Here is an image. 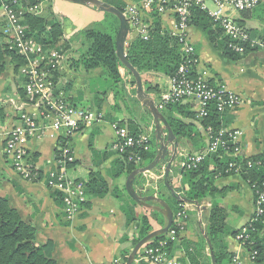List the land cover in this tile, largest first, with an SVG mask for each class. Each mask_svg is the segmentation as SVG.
Returning a JSON list of instances; mask_svg holds the SVG:
<instances>
[{
  "label": "crops",
  "instance_id": "obj_1",
  "mask_svg": "<svg viewBox=\"0 0 264 264\" xmlns=\"http://www.w3.org/2000/svg\"><path fill=\"white\" fill-rule=\"evenodd\" d=\"M44 1L51 3L55 15L66 24L64 40L67 59L62 69L56 73L57 85L64 88L72 104L104 113L102 122L83 129L71 139L69 150L74 157V163L67 171V175L86 185L90 174H96L105 181L108 192L102 198L87 195V205L83 204L79 214L72 220H67L60 194L61 203H58L52 196L55 192L49 190L45 183L25 181L13 171L5 153V140L16 120V105L23 102L18 93V90L22 89V78L18 73H14L12 67H8L0 76V198H7L21 218L36 229L41 243L53 244L52 256L57 264H114L117 259L121 260L122 264H126L127 257L135 246L133 239L137 236L136 224L128 223V219L138 221L143 216L148 217L151 232L163 228L166 220L161 213L141 206L131 199L125 189L129 174L123 172L115 176L122 159L112 150L115 132L111 124L122 122V127L128 130L130 127L138 126L139 133L153 134L157 145L153 120L137 99V102L130 100L133 91L136 95V85L131 84L134 78L126 69L121 70L120 73L125 95L119 94L115 97L111 91H107L108 87L96 85L97 80L105 77L102 69L86 72L77 66L76 61L86 51L87 46L82 47L81 44L77 47L73 40L74 36L82 31L100 29L101 23L107 21L108 27L113 30L114 18L107 17V13L93 7L61 0ZM120 1L125 4L126 11L137 7L140 3V0ZM167 2L169 8H172L178 0H167ZM3 15L4 11L0 3V42H3L5 36L2 28ZM143 15L145 22L149 24L148 13L145 12ZM235 17L241 19L247 28L255 30L256 33H264V23L261 20L242 18L240 14ZM116 21L118 22L117 18ZM160 24L162 30L174 31L175 22L170 9L160 15ZM187 34L199 60L197 73L199 75L205 73L204 77L211 82L225 84L228 90L243 99V104L237 111L223 116L221 126L226 130L242 132L241 143L245 157L264 154V54L251 52L235 60L227 59L209 42L199 28L190 26ZM136 38H138L136 32L129 30L125 48ZM139 75L143 91L156 104L161 94L168 89L169 79L161 73L154 72ZM181 105H184L189 112H196L197 104L194 102L186 101ZM26 110L35 113L30 107ZM161 115L167 122V112L165 114L162 111ZM174 116L187 123L193 133L192 140H189L176 136L169 126L178 141V149L168 181L175 193L183 197L180 191L181 163L186 155L204 150L207 140L199 120L184 119L177 114ZM147 120L150 122V128L144 124ZM161 127L164 128L163 124ZM164 135H167L165 129ZM26 146L36 157L37 167L46 176L55 161L56 140L50 137L32 139L28 140ZM212 167L213 165L210 164L209 169ZM164 172L165 165H162L138 176L134 182V189L138 193L143 190L145 196L155 195L171 209L173 222H176L180 230L176 241L171 244L169 256L180 264H213L214 253L225 250L233 255V260L235 259L237 264H255L246 248L235 239V234H232L245 227L254 213L252 190L242 178L233 175L216 179L214 187L218 192L213 197L200 202L184 203L176 200L165 187ZM150 204L154 205V203ZM213 204H216L225 215V232L215 242H210V248L206 240L208 239L206 225ZM244 214L247 215L244 223L234 229L227 226V220L231 215L233 224H237ZM162 222L164 226L161 225ZM132 264L149 263L139 262L135 258Z\"/></svg>",
  "mask_w": 264,
  "mask_h": 264
},
{
  "label": "built area",
  "instance_id": "obj_2",
  "mask_svg": "<svg viewBox=\"0 0 264 264\" xmlns=\"http://www.w3.org/2000/svg\"><path fill=\"white\" fill-rule=\"evenodd\" d=\"M262 1L178 0L176 5L169 8L167 0H140L137 7L125 11L124 16L129 30L135 31L143 40L148 39L150 26L145 22L143 15L145 12L155 10L159 15H163L170 9L174 17V31L170 34L176 37L181 45L183 62L175 77L169 79L168 89L161 94L155 104L159 112L164 110L166 105L189 101L197 104L195 114L197 120H200L208 116L210 106L215 107L218 114L232 113L242 106L241 96L228 90L225 84L210 82L204 77L205 73L201 75L197 73L199 60L187 34L191 10L197 7L206 12L212 22L223 30L224 36L228 39V48L235 54L244 55L247 51L264 54V39L252 37L247 28L240 25L235 17L254 10ZM0 3L4 11L2 20L4 42L9 50L14 51L25 61V64L19 68L18 74L22 78L26 101L22 100L23 102L16 105V120L6 135L5 153L13 171L20 178L28 182H43L49 190L58 192L62 196L65 217L67 220H72L87 202V193L83 182L67 175L68 164L74 161L69 150L71 139L83 129L102 122L104 113L72 104L64 88L57 85L54 74L62 69L67 59L66 51L62 46L45 47L26 36V28L22 22L24 15L37 16L41 12L40 6L26 4L22 7L17 0H0ZM192 71L195 75L191 77ZM27 107L34 109L35 113L27 112ZM111 127L115 132L112 143L115 154L121 159L127 155L128 162L141 164V153L151 149L152 134L135 136L126 127H121L117 123L111 124ZM203 130L207 139L205 149L186 155L180 170L196 169L208 155L228 152L230 147H233L232 156L244 157L241 131L223 128L215 131L211 126ZM44 137L55 139L56 144L62 140H69L65 148L61 149L59 157L55 158L53 168L46 176L42 174L36 162L31 160L32 154L26 146L28 140H39ZM247 160V167H251L252 161ZM231 166L235 167V165ZM237 171L236 169V173ZM251 190L254 198V213L249 224L257 221L264 211V180L260 184L252 185ZM142 191L140 194H144ZM166 235L167 240L161 242L158 247L146 248L144 245L135 258L139 262L149 264H180L171 258L169 251L166 250L167 244L176 241L177 232L170 228ZM249 238L246 226L235 236L242 246ZM114 264H122V261L117 259ZM233 264H237L235 259Z\"/></svg>",
  "mask_w": 264,
  "mask_h": 264
},
{
  "label": "trees",
  "instance_id": "obj_3",
  "mask_svg": "<svg viewBox=\"0 0 264 264\" xmlns=\"http://www.w3.org/2000/svg\"><path fill=\"white\" fill-rule=\"evenodd\" d=\"M17 1L22 7L26 4L40 6L41 12L37 16L32 14L24 15L22 22L26 28V36L32 38L42 46L54 48L59 45L66 51L67 47L64 40V26L66 24H64V20H60L55 15L51 3L44 0ZM102 1L113 6L123 14L126 11L125 4L120 0ZM240 15H242V18H247L248 15L249 19H259L264 23V0L254 10ZM106 16L116 19L115 16L109 13ZM148 16L150 18L148 39L143 40L139 37L134 39L125 48L126 59L139 74L146 72L161 73L168 79H172L183 62L181 45L170 32L162 30L160 27V15L155 10L148 12ZM237 20L240 25L245 26L241 19ZM189 26L199 28L209 42L217 47L227 59L235 60L250 53L247 51L244 55H238L232 52L228 48V39L224 36L223 30L215 25L207 13L200 8L196 7L191 10ZM247 30L252 37L264 39V34H258L250 28H247ZM84 37L89 41V45L86 51L77 59V66H80L86 72L102 69L105 77H108L110 80L107 91H111L115 97L119 96V94L125 95L120 75L121 70H125V67L116 56L115 42L112 34L91 29L84 32ZM24 64L23 58L7 48L3 38V42H0V76L8 67H12L16 74ZM128 74L131 75L130 72ZM194 75L195 73L192 71L191 77ZM54 76L56 79V73ZM131 84H135L134 80ZM18 93L21 99L26 101L23 89H19ZM136 99L135 91H133L130 100L137 102ZM208 110V116L199 120L201 127L206 129L208 126H211L215 131L223 128L221 123L226 113L218 114L213 106H210ZM162 111L165 114L167 112V123L176 136L192 140L193 133L190 130V126L174 115H181L184 119H197L194 112H189L181 103L166 105V108ZM147 122L144 124L150 128V122ZM118 125L122 127V122L118 123ZM129 131L135 136L141 134V132L139 133L138 126L130 127ZM67 142H69L68 139L57 142L55 158L59 157L61 149L65 148ZM156 146L153 137L151 149L148 152L141 153L142 163L139 165L128 162L127 155H124L122 161L119 163L120 168L115 172V176L123 172L130 174L135 169L149 164L156 154ZM232 152L233 147H230L228 152L208 155L196 169L181 170L180 191L183 197L189 202H200L206 198L213 197L218 192L216 187H214L216 179L236 174L250 188L252 185L260 184L264 180V154L245 158V156L234 157L232 156ZM247 159L252 161L251 167H247ZM31 160L36 162V157L33 154ZM73 163L74 161L68 164L67 170ZM210 164L213 165L212 169H209ZM231 165H235V167ZM236 169L238 170L237 173ZM85 191L89 196L102 198L107 194L108 188L103 179L91 173L89 181L86 182ZM52 196L55 201L61 203L58 192L53 193ZM85 205L87 204L85 203ZM224 220L225 215L222 210L216 204H213L207 217L206 225V234L211 243L224 234ZM128 223H135L137 226V236L133 239V245H136L152 230L149 219L146 216H143L138 221L129 218ZM161 225L164 226V222ZM246 227L250 238L244 243V247L255 264H264V211L257 221L251 224L248 223ZM171 230H175L178 233L180 227L176 222H173ZM238 233L239 231H235L232 234L236 236ZM166 240L167 235H160L146 244L145 247H158L161 242ZM170 247L171 243L167 244L166 250L169 251ZM52 251L53 244L51 242L41 243L36 229L21 218L19 212L9 204L7 198H0V264H57L53 259ZM233 258V255L228 254L225 250L214 253L215 264H231Z\"/></svg>",
  "mask_w": 264,
  "mask_h": 264
},
{
  "label": "water",
  "instance_id": "obj_4",
  "mask_svg": "<svg viewBox=\"0 0 264 264\" xmlns=\"http://www.w3.org/2000/svg\"><path fill=\"white\" fill-rule=\"evenodd\" d=\"M61 1L73 3L80 6L93 7L101 12L109 13L117 18L119 22V27L115 38L116 56L120 61V63L125 67V69L132 74L136 85V98L140 102L141 106L149 112L153 120L154 136L158 145L154 159L149 164L135 169L128 175L125 183V189L128 195L135 203L161 213L165 217L166 224L163 228L147 234L134 246L133 250L128 255L126 260V264H132L138 251L144 245L152 241L154 238L160 235H166L174 221L173 213L171 209L163 200L157 198L156 196H145L143 194L138 193L134 189L135 179L140 175L151 172L159 168L160 166L165 165V172H164L165 187L168 188V190L171 192V194L176 200L182 201L184 203H190L184 197L178 196L175 193V191L172 189L168 181L171 166L177 155L178 141L175 138L174 134L172 133L169 125L167 124L161 113L158 111L155 102L151 98H149V96L143 91L142 81L139 73L133 68V66L126 59L125 43H126V38L128 36L129 27L124 14L118 11L113 6L101 0H61ZM161 124H163L164 128L161 127ZM164 129L167 131L166 136L164 135ZM150 203H154V205H151ZM206 240L208 246L211 248L210 241L208 239ZM212 263L215 264L213 256H212Z\"/></svg>",
  "mask_w": 264,
  "mask_h": 264
},
{
  "label": "rangeland",
  "instance_id": "obj_5",
  "mask_svg": "<svg viewBox=\"0 0 264 264\" xmlns=\"http://www.w3.org/2000/svg\"><path fill=\"white\" fill-rule=\"evenodd\" d=\"M102 1V0H101ZM110 18H112V17H110ZM247 18H249V16L247 15ZM113 20H115L114 22H115V27H114V29L112 30L111 28H109L108 26V21L107 22H104V23H101V25H100V29L98 28L97 30H99V31H102V32H108V33H110V34H112V37H113V39H114V42H115V38H116V34H117V31H118V22L116 21V19H113ZM85 32V31H84ZM84 32L82 31V32H80V33H78V34H76L75 36H74V43H75V45L77 46V47H80L81 46V44H82V47L83 46H88L89 45V41L88 40H86L85 39V37H84ZM264 34V33H263ZM106 81V82H105ZM109 83H110V80L108 79V77H103L102 79H100V80H97V83H96V85L97 84H99V85H101L102 87H108V85H109ZM153 137V136H152ZM206 138V137H205ZM207 140V139H206ZM72 168V166H70L69 168H68V170L67 171H69L70 169ZM227 210H228V207H227ZM233 215V214H232ZM232 215L229 217V219L227 220V226L230 228V229H234L236 226H238V225H240V224H242V223H244L245 221H246V219H247V215L246 214H244L242 217H241V219H240V221H238V223L237 224H233L234 222L232 221V219H231V217H232Z\"/></svg>",
  "mask_w": 264,
  "mask_h": 264
}]
</instances>
